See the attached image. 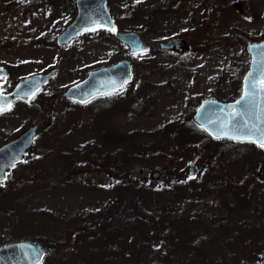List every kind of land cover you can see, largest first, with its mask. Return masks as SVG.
Returning <instances> with one entry per match:
<instances>
[{
    "label": "rangeland",
    "instance_id": "1",
    "mask_svg": "<svg viewBox=\"0 0 264 264\" xmlns=\"http://www.w3.org/2000/svg\"><path fill=\"white\" fill-rule=\"evenodd\" d=\"M75 3L0 0L2 90L58 71L31 102L0 114V146L39 126L23 170L0 182V246L40 239L46 264H264V150L216 144L194 125L205 99L241 94L247 43L264 39V0H107L119 31L153 47L184 36L190 47L133 56L101 28L58 46ZM124 59L133 79L122 90L85 105L63 97L92 70ZM94 150L106 166L86 160ZM184 218L188 239L157 234ZM103 227L119 233L108 239ZM229 234L237 242L226 244Z\"/></svg>",
    "mask_w": 264,
    "mask_h": 264
},
{
    "label": "water",
    "instance_id": "2",
    "mask_svg": "<svg viewBox=\"0 0 264 264\" xmlns=\"http://www.w3.org/2000/svg\"><path fill=\"white\" fill-rule=\"evenodd\" d=\"M106 0H78L77 6L79 13L76 19L65 29L58 38V43H68L78 34L86 29L95 27H115L110 12L107 9ZM116 36L127 43L130 48V54H138L148 50L149 46L144 42L141 36L136 32H117ZM182 45L184 51L189 50V45L182 37H174L169 42L159 43L160 49H175ZM247 50L251 54L250 69L243 79L242 95L245 90L246 78L249 73H254V78L259 81L261 78L258 66L264 61V40L260 42H249ZM57 70H53L47 74H37L23 79L15 89L0 97L2 103H13L18 98L31 99L42 89L51 78L55 77ZM7 70L0 65V78L6 76ZM133 77L132 64L128 60H123L115 65L93 70L81 82H78L68 88L64 93V97L86 103L97 96L104 95L117 89H121ZM1 92V90H0ZM241 95V96H242ZM238 98L234 102H224L217 99H206L198 107L194 121L195 124L203 129H207V133L213 139H229L227 136L220 135L219 126L222 121H231L229 129L231 134H240V130L245 121L248 125H257L258 128L264 129V94L256 97L253 105L245 102L237 104ZM235 109L237 113H241L231 118V111ZM260 119L257 120L256 117ZM246 131V129H243ZM37 132V126L30 128L20 137L12 140L0 147V181L4 180L5 173L12 165L20 163L27 150L32 146L34 136ZM260 132L255 133V138L259 139ZM235 141H249L248 139H231ZM189 175H193L195 168L189 166L187 168ZM160 172L152 173V177L156 178ZM46 257V248L40 242L29 240H20L12 242L0 247V264H41Z\"/></svg>",
    "mask_w": 264,
    "mask_h": 264
},
{
    "label": "snow or ice",
    "instance_id": "3",
    "mask_svg": "<svg viewBox=\"0 0 264 264\" xmlns=\"http://www.w3.org/2000/svg\"><path fill=\"white\" fill-rule=\"evenodd\" d=\"M139 2V0H137ZM95 30V28L91 29ZM109 31H115V27H111L108 29ZM261 74V78L259 81H257L254 78V73H249L248 78H246V83H245V90L244 94L241 96V99L237 101V104H240L242 102H245L248 105H253L256 102V97L264 94V61L258 66V69ZM3 93L0 92V97H2ZM11 103H2L0 102V114L10 111L11 110ZM241 115V113H237L236 110L233 108L231 111V118L235 119L236 116ZM257 120L260 119L259 116L256 117ZM231 121H222L220 126H219V132L220 135L217 136V138H221V136H227L229 139H248L252 143H256L258 147L264 149V129L258 128L257 125L253 124L251 126L248 125V122L245 121L242 129L240 130V134H231L232 129H229V124ZM243 129H246L244 131ZM207 131V129H204ZM259 131L260 136L259 139L255 138V133ZM13 167L15 165H12ZM6 178V177H4ZM191 178V177H190Z\"/></svg>",
    "mask_w": 264,
    "mask_h": 264
},
{
    "label": "trees",
    "instance_id": "4",
    "mask_svg": "<svg viewBox=\"0 0 264 264\" xmlns=\"http://www.w3.org/2000/svg\"><path fill=\"white\" fill-rule=\"evenodd\" d=\"M177 135H178V132H177ZM113 141H115V140H113ZM223 141H225V140H218V141H216V144H222ZM228 142H230V141H228ZM223 147H225V146L223 145ZM86 160L91 162V163H95L97 165H102V166H106L107 165L106 157L97 156L95 150L90 152V154L86 155ZM119 161H120V163L115 164L116 166L122 164L121 163V159H119ZM22 165L23 164L21 163L17 167L19 169L22 167L21 169L23 170V166ZM81 165L82 164H77V166H81ZM125 184L129 186V182H127ZM263 194H264V191H263ZM187 200H189V199H187ZM137 209H138L137 212H139V215H143L144 214L143 211H146L145 209H142V208H139V207H137ZM181 210H185V209H181ZM221 219L222 220H217V222L223 223L224 231H226V229H227L226 219L225 218H221ZM142 221H143V223L145 224L146 227L150 225V224H148L147 220H142ZM201 222H204V221H201ZM101 224H102V221H101ZM184 224H186V218H184L183 220H175L174 224L173 223H168L167 225H164V227H163L164 231L159 229L157 234L160 235V236H163V237H165V236L168 237L169 236L170 239H173L175 243L179 244L180 242L184 241L185 239H188V233L185 230L186 227L184 226ZM219 226H220V224H218V227ZM225 226H226V228H225ZM104 229H105V232L107 233L108 239H112V240L115 239V237H116L115 235H117L119 233L117 231L119 229L114 228V227H112V228L103 227V230ZM102 239H103V237H102ZM224 239H225V237H224ZM39 242L42 243V241H40V239H39ZM233 242H237V234H233V235L229 234L228 236H226V244H233ZM44 245L46 246V244H44ZM137 262H140V261L137 260ZM45 264H46V260H45ZM141 264H144V263H141Z\"/></svg>",
    "mask_w": 264,
    "mask_h": 264
},
{
    "label": "flooded vegetation",
    "instance_id": "5",
    "mask_svg": "<svg viewBox=\"0 0 264 264\" xmlns=\"http://www.w3.org/2000/svg\"><path fill=\"white\" fill-rule=\"evenodd\" d=\"M21 1H27V0H21ZM77 1L78 0H76V7H77V14H78V12H79V9H78V6H77ZM77 14H76V16H75V18L77 17ZM75 18L59 33V35L56 37V44L58 45V46H66V45H68V44H70V43H72L74 40H76L77 38H79L80 36H82L87 30H84V31H82L80 34H78V36L77 37H75L74 39H72L71 41H69L68 43H63V44H59L58 43V38L60 37V35L65 31V29L75 20ZM102 29H105L106 31H108L114 38H116L115 37V32H113V31H109L108 29H106V28H102ZM115 31H119L118 30V28L116 27V30ZM124 32V31H123ZM182 38H184L185 40H186V38L183 36ZM117 39V38H116ZM118 40V39H117ZM170 40V39H169ZM168 41V40H167ZM124 44V43H123ZM149 44V43H148ZM186 44H188L187 43V40H186ZM124 45H126V44H124ZM127 46V45H126ZM182 45L180 44L177 48H175V49H169V48H163V49H167V50H172L173 52H181L180 50L182 49V47H181ZM128 47V46H127ZM129 48V47H128ZM152 48H155V49H160L159 47H153L152 45H150L149 44V49H148V51H150ZM147 51V52H148ZM183 52V51H182ZM187 51H185L184 53H186ZM5 67V66H4ZM7 69V68H6ZM7 71H8V69H7ZM243 77H244V75L242 76V78H241V85H243ZM18 84V83H17ZM16 84V85H17ZM15 85V86H16ZM117 91H120V90H116V91H113V92H111V93H108V94H106V95H104V96H101V97H98V98H103V97H106V96H108V95H110V94H113V93H115V92H117ZM241 93H242V89H241ZM241 95V94H240ZM240 95L236 98V99H238L239 97H240ZM235 99V100H236ZM197 128V127H196ZM198 130H201V131H204L203 129H199V128H197Z\"/></svg>",
    "mask_w": 264,
    "mask_h": 264
}]
</instances>
